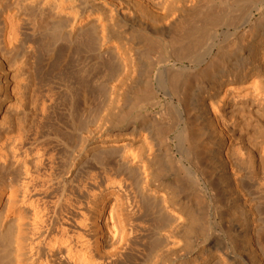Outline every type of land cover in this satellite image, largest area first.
<instances>
[{
	"label": "bare ground",
	"instance_id": "1",
	"mask_svg": "<svg viewBox=\"0 0 264 264\" xmlns=\"http://www.w3.org/2000/svg\"><path fill=\"white\" fill-rule=\"evenodd\" d=\"M0 264H264V0H0Z\"/></svg>",
	"mask_w": 264,
	"mask_h": 264
},
{
	"label": "rangeland",
	"instance_id": "2",
	"mask_svg": "<svg viewBox=\"0 0 264 264\" xmlns=\"http://www.w3.org/2000/svg\"><path fill=\"white\" fill-rule=\"evenodd\" d=\"M3 246H5V245H3Z\"/></svg>",
	"mask_w": 264,
	"mask_h": 264
}]
</instances>
